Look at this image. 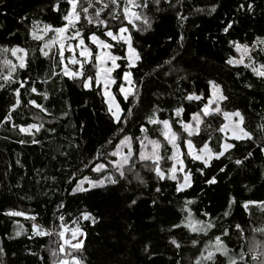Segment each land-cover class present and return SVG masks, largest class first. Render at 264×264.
Here are the masks:
<instances>
[{
    "label": "trees",
    "instance_id": "16d2710c",
    "mask_svg": "<svg viewBox=\"0 0 264 264\" xmlns=\"http://www.w3.org/2000/svg\"><path fill=\"white\" fill-rule=\"evenodd\" d=\"M52 2L54 0H0V45H19L29 50V68L19 70L14 79L22 80L30 76L35 81L38 92L47 91L50 99L45 101L41 98L38 103L45 105L51 112V115L41 113L39 109L31 106L27 109L21 106L14 112L15 124L44 123V128L36 134L40 140L39 144H21L19 141L27 138L25 134L13 129L11 124L0 125V246L7 250L6 264H45V260L47 264H52L54 258L49 249L55 248L52 241H55L56 237L53 236L51 240L49 237H35L30 241L22 236L9 240L8 236L19 226L15 221L29 231L32 221L22 217H5L3 213L15 209L37 214L40 224L51 227L54 222L59 223L54 213L61 199L71 214V217L66 214L68 225H71V218L80 211H91L98 219L95 226L89 225L87 228V250L83 252L85 264H170L171 258L177 252L176 258L181 260L182 264H193L199 253L197 248L192 246L191 238L198 236L201 241L208 242V236L184 230L177 232V239L181 243L179 250L167 244V230L173 222H178L180 206L186 198L195 200L192 208L196 219L211 218L218 224L222 223L223 227H228L229 223H239L244 227L245 239L238 241L233 232L228 241L234 252H240L242 245L243 251L247 253L253 235L258 240L264 239L251 231L252 227L264 224V218L260 217L256 209H253V216L250 218L239 206H234L227 222L217 219L226 209L230 197H235L237 205L246 200L264 201V152L259 151V139L250 143L237 142L239 147L231 151V160L226 154L221 158L223 163L219 160L213 161L212 168L206 169L205 173L208 177H217L218 182L214 185L204 184L205 176L196 173L193 188L187 190L186 195H180L173 193L174 182L169 181L163 194L166 199L158 207L151 205V199L155 195L154 191H150L155 184L154 174H149L144 168H138L136 171L140 172L147 187L138 185V182L132 179L131 184L124 181L123 187L108 185L94 189L89 194L68 195L69 174L73 170L83 168L82 161L89 159L94 149L111 138L115 129L108 122L100 97L85 94L83 89L75 87L71 81L65 84L63 80L66 78L43 82L47 79L46 71L52 63L38 50L45 39L34 41L27 33L34 20L41 22L39 27H43V24L59 26L60 16L51 11ZM242 2L243 0H183L180 11L189 17L183 27L171 9L163 12H155L153 9L149 13L153 17L152 29L148 32H136L133 29L135 45L143 57L138 67L133 69L134 78L140 80L143 77V82L139 85L142 102L128 105L134 109V117L130 118L126 125L128 134L141 135L138 125L145 122L146 116L154 106L164 109L158 113L161 119H168L170 110L177 106V98L181 97V93L204 92L210 79L220 83L225 94L229 96V101L222 105L225 111L239 109L250 131L264 124V80L255 77L243 65L229 66L225 63L230 56H237L235 49L230 48L227 43L229 39L250 44L257 37H264V0H254L256 7L253 14L237 11L238 4ZM212 4L220 6L210 16L206 11H194L198 8L208 9ZM61 7L65 5L61 4ZM229 19H236L238 22L230 30V35H226L221 28ZM88 27L95 31L94 27ZM180 33L185 37L183 47L177 44ZM168 37L172 39L169 40ZM121 51L123 50H117V54ZM174 55L176 60L173 66L180 71L178 74L172 71L165 76L163 72L169 71V66L164 65V61ZM256 59L264 62L260 56ZM157 65H164L163 71L157 69ZM3 74L7 72L3 64V54H0V75ZM178 75L189 77L180 82L179 88L175 83ZM249 83L253 85L251 89L246 87ZM0 84H4L2 79ZM14 87L15 84L9 83L0 89V119L9 109ZM28 98L25 95L23 99L26 101ZM65 102L71 105V109L67 116H62ZM198 103L191 102L190 108L187 109L189 119L190 114L197 111ZM34 114L43 119L34 118ZM206 121L207 123L202 125L204 131L201 136L206 137L211 133L213 139L209 144L216 150L218 143H222L224 139L222 133L215 131L223 123L222 117L218 115L207 118ZM81 122L86 125L83 131L79 128ZM53 125L55 131L49 132L48 128ZM146 126L151 130L150 139L163 141L156 126ZM177 129L179 125L174 126V130ZM193 142L199 146L201 138L195 137ZM77 143L79 147H76ZM134 147L138 150L139 143ZM248 151L253 155L241 166L235 165L234 160L242 159ZM170 154V146L167 152L162 148V155ZM217 166L224 167L225 171L220 172ZM190 167L194 170L200 167V163L194 161ZM83 175L96 178L97 174L85 169ZM77 177H80L79 171ZM132 199H137V204L128 207ZM205 211L210 214L209 217L201 215ZM161 229L165 231L162 232ZM146 244L150 245L155 253L151 261L143 251ZM199 247L203 249L204 243ZM26 249L37 251L44 260L34 259L28 255Z\"/></svg>",
    "mask_w": 264,
    "mask_h": 264
},
{
    "label": "snow or ice",
    "instance_id": "6c2138e0",
    "mask_svg": "<svg viewBox=\"0 0 264 264\" xmlns=\"http://www.w3.org/2000/svg\"><path fill=\"white\" fill-rule=\"evenodd\" d=\"M182 3L183 0H54L50 4V8L51 11L59 14L61 21L59 26L43 24L41 28L38 26L41 22L32 21L27 33L31 40L44 41V37L48 33H54L38 49L43 57L52 62L46 71L47 79L43 82L47 83L49 80L55 82L56 79L66 78L63 80L65 84L71 81L75 87L83 89L85 94L100 97V103L104 107L108 122L115 129V134L111 138L107 139L99 148L94 149L89 159L82 161L83 168L73 170L69 174L67 178L70 189L69 196L89 194L94 189L105 188L108 185L123 187L124 181L131 184L132 179H135L138 185L147 187L140 172L136 171L138 168H144L149 174H154L155 184L150 191H154L155 195L151 199V205L158 207L166 199L163 194L165 185L169 181L174 182L173 193L180 195H186L187 190L193 188L196 173L205 176L204 184L210 186L216 184L217 177H208L205 170L212 168L213 161L219 160L223 163L221 158L226 154L231 160V151L239 147L237 142L250 143L259 139V151L264 152V124L258 125L256 129L250 131L245 125V117L239 109L225 111L222 105L229 101V96L225 94L220 83L211 79L207 81L204 92L184 91L181 93V97L177 98V106L170 110L171 115L168 119H161L158 113L163 112L164 109L154 106L146 116L145 122L138 125L141 135L128 134L126 125L130 122V118L134 117V109L128 105L142 102L139 85L143 82V77L140 80L134 78L133 69L138 67L143 57L135 45L133 29L136 32L151 30L153 17L149 13L153 9L155 12L171 9L180 22V26L183 27L189 17L180 11ZM61 4H64L65 7L62 8ZM219 6V4H212L208 9L198 8L194 11L197 13L206 11L210 16L217 11ZM255 7L254 0L252 2L243 0L238 4L237 11L253 14ZM237 22L236 19H229L223 23L221 31L230 35V30ZM88 26L94 27L95 31ZM168 39L171 40L172 37H168ZM184 40L183 33H180L177 37L179 47L184 46ZM227 43L230 48H234L237 53H240V57L237 59L230 56L225 60V63L229 66L243 65L255 77L264 80V62H259L256 59L257 56L264 59V55H262L264 54V37H257L250 44H242L232 39H229ZM53 48L56 49L54 53ZM120 49L123 51L117 54V50ZM9 52L12 57H15L16 62L14 63L7 57L3 60V64L7 67V74L0 75V79L4 81V84H0V89L9 83L15 84L16 87H14L9 100V109L0 119V125L11 124L13 129H18L20 133L25 134L27 138L21 139L19 141L21 144L29 142L39 144L40 140L36 134L44 128V123L15 124L13 122L14 112L21 106L26 109L31 106L39 109L41 113L51 115L45 105L38 103L41 98L48 101L50 95L47 91L38 92L35 81L30 76L22 80L14 79L19 70L29 68V50L19 45L11 47L0 45V54ZM50 53L52 54L50 55ZM245 59H247V63H245ZM175 60L176 56L174 55L164 61V65L169 66V71L163 72L165 76L172 71L179 73L180 70L173 66ZM164 65H157V69L163 71ZM188 78L187 75H178L175 82L177 88L181 81ZM246 87L251 89L253 85L249 83ZM60 92H63V88L60 89ZM25 95L29 97L26 101L23 99ZM182 101L189 103L184 104ZM169 102L171 103V101ZM191 102L199 103L196 105L197 111L192 112L189 119L187 109L190 108ZM65 104L62 116H67L71 109L70 104L67 102ZM221 113L225 123L219 125L215 131L231 133L232 142L225 139L222 143H218L216 150H213L209 146V141L213 139L212 134L208 133L206 137L201 136L204 131L202 125L207 123L205 118H212ZM182 115L184 118H181ZM172 117L176 119H172ZM233 117L236 119L234 120ZM34 118L43 119L38 114H34ZM147 124L156 126L163 141L149 138L151 130L146 126ZM175 125H179V129L174 130ZM79 128L83 131L86 125L81 122ZM48 131L54 132V125L50 126ZM195 137L201 138V145L193 143ZM137 143L140 145L138 150L134 147ZM79 146L77 143L76 147ZM169 146L171 154L162 155V148L167 152ZM252 155L253 153L248 151L242 159L234 160L235 165L241 166ZM168 161H171V164L169 167H165ZM194 161L199 162L200 167L193 170L190 165ZM85 169L90 173L97 174L96 178L83 175ZM78 171L79 178L77 177ZM219 171L224 172L225 168L219 167ZM168 203H172V201H168ZM136 204L137 199H132L128 207H133ZM194 204L195 200L188 198L181 204L178 222H173L167 230L168 245L177 250L181 248V243L177 239L179 231L203 233L209 237L208 242L201 241L198 236L191 238L192 246L196 247L199 253L193 264H264V239L257 240L253 235L247 253L243 251L242 245L240 246L241 251L236 253L229 247L228 241H230L233 232H235L238 241L245 239L244 227L239 223L235 225L229 223L228 227H223L222 223L218 224L211 218L196 219L192 208ZM234 206H239L250 218L253 216V209H256L260 213V217L264 218V201L246 200L237 205L235 197H230L226 209L217 219L227 222V218L232 215ZM66 214L71 217V214L68 213V206L61 199L54 213L55 219L59 223L54 222L51 227H45L37 221V214L9 209L3 213L5 217L23 216L32 221V224L29 231L18 221H15L19 226L12 235L8 236V239L14 240L24 236L30 241L35 237H49L51 240L55 236L57 239L52 241L55 248L49 249L54 258L52 264H85L83 252L87 250L85 245L88 236L87 228L89 225L95 226L98 219L91 211H80L78 215L71 218L70 222L73 227L69 228ZM201 215L209 217L210 214L205 211ZM161 231L165 230L161 229ZM251 231L253 234L258 233L264 237V224L252 227ZM201 243H204L203 249L199 247ZM26 251L34 259L44 260V257H40L37 251L31 249H26ZM143 251L151 261L155 255L151 246L144 245ZM205 252H207L206 255ZM176 255L178 252L171 258L170 264H182ZM6 256V248L0 246V264H6ZM45 264H47L46 260Z\"/></svg>",
    "mask_w": 264,
    "mask_h": 264
},
{
    "label": "rangeland",
    "instance_id": "374dc122",
    "mask_svg": "<svg viewBox=\"0 0 264 264\" xmlns=\"http://www.w3.org/2000/svg\"><path fill=\"white\" fill-rule=\"evenodd\" d=\"M41 28H42V27H41ZM48 35H49V36H48ZM48 35H46V36L44 37L45 42H46L47 40H49V39L54 35V33H48ZM53 50L56 51L55 48H53ZM5 57H7L8 59L13 60L14 63L16 62L15 57H12L10 52H9V53H6V54H3V60L5 59ZM239 57H240V53H237V56H236L235 58L239 59ZM246 62H248L247 59H245V63H246ZM4 66H5V65H4ZM5 68H6V72H7V67L5 66ZM219 115L222 117V121H223V123H225L222 113L219 114ZM216 116H218V115H214L213 117H216ZM205 119H207V118H205ZM233 119L235 120L236 118L233 117ZM223 123H222V124H223ZM222 134H223V136H224L223 141H224L225 139H227L228 142H231V139H230V137H231V133H229V132H225V133H222ZM193 143H194V142H193ZM209 146H210V144H209ZM210 147H211V146H210ZM161 154H162V150H161ZM170 164H171V161H170L168 164H166L165 167H169ZM21 217H22V218H25V217H23V216H21ZM68 227L71 228V227H73V225H72V224H71V225L69 224ZM255 238L257 239V237H255ZM56 239H57V238H56ZM257 240H258V239H257Z\"/></svg>",
    "mask_w": 264,
    "mask_h": 264
}]
</instances>
